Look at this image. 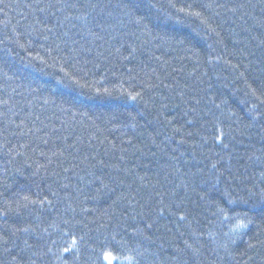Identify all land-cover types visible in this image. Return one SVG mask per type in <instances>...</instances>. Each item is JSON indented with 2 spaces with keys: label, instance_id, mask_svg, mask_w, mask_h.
Wrapping results in <instances>:
<instances>
[{
  "label": "trees",
  "instance_id": "obj_1",
  "mask_svg": "<svg viewBox=\"0 0 264 264\" xmlns=\"http://www.w3.org/2000/svg\"><path fill=\"white\" fill-rule=\"evenodd\" d=\"M127 2L0 0V264H264V0Z\"/></svg>",
  "mask_w": 264,
  "mask_h": 264
},
{
  "label": "snow or ice",
  "instance_id": "obj_2",
  "mask_svg": "<svg viewBox=\"0 0 264 264\" xmlns=\"http://www.w3.org/2000/svg\"><path fill=\"white\" fill-rule=\"evenodd\" d=\"M169 2L171 3V0H169ZM54 6H55V5H50V7H54ZM171 6H172L173 8L176 7L175 4H171ZM216 6H217V7H220V5H216ZM92 7H95V5H92ZM122 7H123L124 10H125V15L130 16V17L134 20V22H135L136 24H138V25H143L144 28H147V27H148L147 23H145V21H146V15L138 14V13H139V9H140V0H128L127 3H125V4L122 5ZM206 7H208V8H212V7H213V4L209 3L208 5H206ZM237 7H239V8H244V7H246V5H245V4H239ZM43 10H44V9H40V11H43ZM236 10H237L236 8H232V9H231V11H233V12H235ZM177 11H178V12H181V13H184L185 15H195V16H200V15H201V13H199V12H189V11H186V9L183 8V7L177 9ZM205 23H206V21H205ZM261 43H264V41H261ZM74 82L77 83V84H79V81H74ZM87 86H88V85H86V84H85V85H81V87H87ZM107 91H108V90L105 89V92H107ZM96 92L99 93L100 90H99V89H96ZM129 96H130L131 99L135 100V99H137V97L139 96V94H138V93H137L136 95L129 94ZM176 131H179V129H177ZM218 131L220 132V134L217 135V136L215 137V139H216L217 141H220V140L222 139L223 132L220 131L219 129H218ZM212 167H213V169H215V168H216V165L213 164ZM24 199L27 200L28 198H27V197H24ZM262 200H264V197H262ZM32 203H36V202H35V201H32ZM41 203H43V202L41 201ZM163 210H164L163 208L160 209L161 212H162ZM183 218H184V217H181V219H183ZM148 226L151 227V225H148ZM245 226H246V225L244 224L243 221H240V222L237 224V227H245ZM20 230H21V229H17V231H20ZM22 230L26 232V231H28V228H24V229H22ZM185 243L187 244V242H185ZM74 244H75V238H73V245H74ZM187 247L191 248L192 245H187ZM248 247H249V248H252L253 245L249 244ZM63 251H64V252H68V251H70V249H69V248H64ZM108 258H110V257H108Z\"/></svg>",
  "mask_w": 264,
  "mask_h": 264
}]
</instances>
